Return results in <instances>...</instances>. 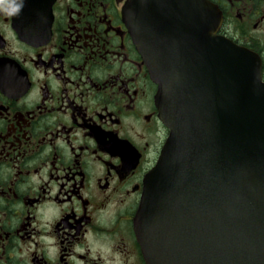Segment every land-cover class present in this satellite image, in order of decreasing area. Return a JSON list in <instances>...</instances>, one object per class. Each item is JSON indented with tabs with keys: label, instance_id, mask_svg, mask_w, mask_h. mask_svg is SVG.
<instances>
[{
	"label": "flooded vegetation",
	"instance_id": "af4514ba",
	"mask_svg": "<svg viewBox=\"0 0 264 264\" xmlns=\"http://www.w3.org/2000/svg\"><path fill=\"white\" fill-rule=\"evenodd\" d=\"M209 1L264 80V0ZM14 2L0 10V264H147L135 217L168 129L126 0Z\"/></svg>",
	"mask_w": 264,
	"mask_h": 264
},
{
	"label": "water",
	"instance_id": "95a60500",
	"mask_svg": "<svg viewBox=\"0 0 264 264\" xmlns=\"http://www.w3.org/2000/svg\"><path fill=\"white\" fill-rule=\"evenodd\" d=\"M123 13L169 128L136 222L147 263L264 264L259 57L216 33L208 0H128Z\"/></svg>",
	"mask_w": 264,
	"mask_h": 264
},
{
	"label": "clouds",
	"instance_id": "9594fccd",
	"mask_svg": "<svg viewBox=\"0 0 264 264\" xmlns=\"http://www.w3.org/2000/svg\"><path fill=\"white\" fill-rule=\"evenodd\" d=\"M9 4V0H0V10H5V6ZM12 14L18 13L22 8V3L14 2L12 3Z\"/></svg>",
	"mask_w": 264,
	"mask_h": 264
}]
</instances>
